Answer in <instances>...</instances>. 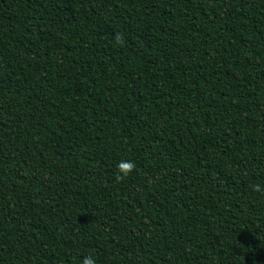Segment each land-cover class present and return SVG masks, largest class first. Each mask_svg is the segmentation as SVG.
<instances>
[{
	"label": "trees",
	"instance_id": "1",
	"mask_svg": "<svg viewBox=\"0 0 264 264\" xmlns=\"http://www.w3.org/2000/svg\"><path fill=\"white\" fill-rule=\"evenodd\" d=\"M86 257L264 264V0H0V264Z\"/></svg>",
	"mask_w": 264,
	"mask_h": 264
},
{
	"label": "clouds",
	"instance_id": "2",
	"mask_svg": "<svg viewBox=\"0 0 264 264\" xmlns=\"http://www.w3.org/2000/svg\"><path fill=\"white\" fill-rule=\"evenodd\" d=\"M135 168V164L132 162H122L119 165V172L121 174V176L123 177H127ZM256 191H260V188L257 187L255 189ZM82 264H96V261L90 257H86L84 258V260L82 261Z\"/></svg>",
	"mask_w": 264,
	"mask_h": 264
}]
</instances>
